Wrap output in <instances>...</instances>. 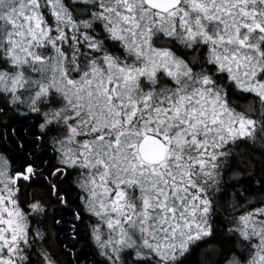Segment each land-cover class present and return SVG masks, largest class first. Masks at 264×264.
Returning a JSON list of instances; mask_svg holds the SVG:
<instances>
[{
	"label": "snow or ice",
	"instance_id": "1",
	"mask_svg": "<svg viewBox=\"0 0 264 264\" xmlns=\"http://www.w3.org/2000/svg\"><path fill=\"white\" fill-rule=\"evenodd\" d=\"M0 264H264V0H0Z\"/></svg>",
	"mask_w": 264,
	"mask_h": 264
}]
</instances>
